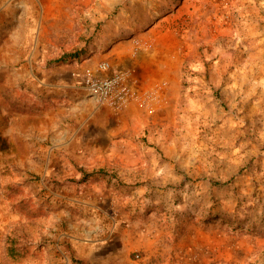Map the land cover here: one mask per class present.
Segmentation results:
<instances>
[{
	"label": "rangeland",
	"instance_id": "1",
	"mask_svg": "<svg viewBox=\"0 0 264 264\" xmlns=\"http://www.w3.org/2000/svg\"><path fill=\"white\" fill-rule=\"evenodd\" d=\"M0 264H264V0H0Z\"/></svg>",
	"mask_w": 264,
	"mask_h": 264
},
{
	"label": "built area",
	"instance_id": "2",
	"mask_svg": "<svg viewBox=\"0 0 264 264\" xmlns=\"http://www.w3.org/2000/svg\"><path fill=\"white\" fill-rule=\"evenodd\" d=\"M77 84L99 104L122 106L131 95L127 76L123 71H112L109 60L99 61L93 68L73 72Z\"/></svg>",
	"mask_w": 264,
	"mask_h": 264
},
{
	"label": "trees",
	"instance_id": "3",
	"mask_svg": "<svg viewBox=\"0 0 264 264\" xmlns=\"http://www.w3.org/2000/svg\"><path fill=\"white\" fill-rule=\"evenodd\" d=\"M67 54H64L61 58L59 59H66ZM89 174V173H88ZM11 245H8L7 251L11 256L17 257L18 256V247L15 245V240L12 238L10 241Z\"/></svg>",
	"mask_w": 264,
	"mask_h": 264
},
{
	"label": "crops",
	"instance_id": "4",
	"mask_svg": "<svg viewBox=\"0 0 264 264\" xmlns=\"http://www.w3.org/2000/svg\"><path fill=\"white\" fill-rule=\"evenodd\" d=\"M181 10H183V9H181ZM83 71V70H82ZM82 71H80V70H78V72H82ZM79 86V85H78ZM80 88H82L83 89V87H80ZM85 90V89H84ZM86 91V90H85ZM86 93H87V91H86ZM88 94V93H87ZM89 95V94H88Z\"/></svg>",
	"mask_w": 264,
	"mask_h": 264
}]
</instances>
